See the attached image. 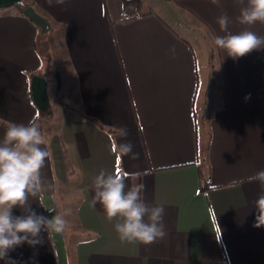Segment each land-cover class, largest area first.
<instances>
[{
    "label": "crops",
    "instance_id": "1",
    "mask_svg": "<svg viewBox=\"0 0 264 264\" xmlns=\"http://www.w3.org/2000/svg\"><path fill=\"white\" fill-rule=\"evenodd\" d=\"M23 1L46 16L51 29L44 35L14 6L0 8V139L11 122L42 120V147L50 157L41 175L54 189L45 192L44 207L36 198L29 202L51 219L60 195L71 188L79 194L73 206L78 230L68 237L65 230L42 231V243L19 245L7 259L264 264V227L253 226L261 189L239 183L264 170V48L233 59L214 43L225 34L217 24L222 13L230 17L232 33L248 27L236 20L237 0H143L142 9L124 0ZM53 30L66 57L65 98L55 88L61 68L47 63L51 47L44 40ZM250 30L264 36V24ZM34 74L49 80L48 112L33 101ZM61 99L65 106L55 110ZM120 127H127L126 138L118 135ZM128 141L137 159L113 152L114 144ZM117 158L120 170L141 173L130 185H145V201L164 207L163 240L122 242L116 221L93 204V178L101 170L116 171ZM202 173L209 182L205 190ZM12 211L24 214L18 207Z\"/></svg>",
    "mask_w": 264,
    "mask_h": 264
},
{
    "label": "clouds",
    "instance_id": "2",
    "mask_svg": "<svg viewBox=\"0 0 264 264\" xmlns=\"http://www.w3.org/2000/svg\"><path fill=\"white\" fill-rule=\"evenodd\" d=\"M217 0H213L216 3ZM48 3L61 5L65 0H48ZM241 5L240 25L248 26L238 33L229 31L231 19L227 13L217 17V24L224 35L214 38L217 48L229 57L237 59L246 54L264 48V36L251 31V26L264 24V0H237ZM173 56L175 48L171 49ZM249 96L245 99H249ZM117 133L121 138L129 134L127 127H120ZM44 145V138L39 125L30 120L27 124L11 122L7 126L3 138L0 139V259L6 264H15L7 259L9 251L24 243L35 246L42 243L41 232L48 234L62 233L65 230L66 216L71 209L56 213L51 219L37 214L32 209L30 198L38 199L43 205L44 194L54 189V185L45 181L41 175L50 153ZM133 144L128 141L114 144L113 152L118 157L128 156L137 159L138 153L133 151ZM141 173H129L120 170L111 173L101 170L93 178V204L102 206L106 218L115 220L114 229L122 242L149 245L163 240L167 236L163 223L164 207L150 206L142 196L145 190L143 183H134L128 187L126 181L136 180ZM257 183L260 194L253 202L256 211L254 227H264V170L248 176L239 183ZM23 210V215H13L14 208ZM49 210V209H48ZM49 211H55L49 210Z\"/></svg>",
    "mask_w": 264,
    "mask_h": 264
},
{
    "label": "rangeland",
    "instance_id": "3",
    "mask_svg": "<svg viewBox=\"0 0 264 264\" xmlns=\"http://www.w3.org/2000/svg\"><path fill=\"white\" fill-rule=\"evenodd\" d=\"M150 1H152V0H146V3L150 4ZM60 29H61V31H64V24L63 23H61ZM56 34H57V31L55 32V30H53L51 35L47 37L48 39L44 40L45 43L49 44L50 47H51L49 49L50 52H51V53L49 52V57H52V59H50V61H47V63H49L50 65L55 66V67H57L59 69L61 68V71H63V73L60 70L58 71V73L60 72L59 74L62 75V77H61V85L58 86V84H56L55 88L58 89L57 92H58L59 96L61 95L63 98H65L66 91H67L65 86H67V85L63 82V78H65L64 77L65 76L64 75V70L66 71V69H67L66 63H65L66 57L63 56V53L60 50V48H61L59 46L61 44L60 39H58L59 43H57V42H56V44L54 43V39L57 38V37H55V36H57ZM60 34H61V32H60ZM38 42L41 44L43 41L41 39H38ZM51 77L53 78V76H51ZM51 88H53V87H51ZM52 92H53V90H52ZM65 102H66V100H63V99H61L60 102H57L56 106H54L55 110H57V109L59 110V109H61V106H65ZM59 104H61V105H59ZM56 120L58 121V119H56ZM66 189H67V191L60 195L61 196V200H60L59 204H60L61 207L59 208V212L58 213L63 212L65 209H71V214L65 217L66 220H67V224H66V227H65V232H66L67 237H68L69 236V233H68L69 231L73 232V231H77L78 230V226L76 225L77 224V219H76V216H75V213H74L75 209H74L73 206L76 205V203L78 201L77 198H79V194L77 192H74L69 187H67Z\"/></svg>",
    "mask_w": 264,
    "mask_h": 264
},
{
    "label": "water",
    "instance_id": "4",
    "mask_svg": "<svg viewBox=\"0 0 264 264\" xmlns=\"http://www.w3.org/2000/svg\"><path fill=\"white\" fill-rule=\"evenodd\" d=\"M23 0H0V8L11 7L17 4H23ZM23 13L26 14L36 25L41 29L42 34H46L50 31L51 25L50 21L38 13V11L32 5H26L23 9ZM60 73V72H59ZM58 71L55 74L58 86L61 85V75ZM49 80L47 75L44 74H34L32 75L31 88L33 92V97L35 103L41 111L49 110L51 106L50 95H49Z\"/></svg>",
    "mask_w": 264,
    "mask_h": 264
},
{
    "label": "trees",
    "instance_id": "5",
    "mask_svg": "<svg viewBox=\"0 0 264 264\" xmlns=\"http://www.w3.org/2000/svg\"><path fill=\"white\" fill-rule=\"evenodd\" d=\"M173 1L178 2L179 0H173ZM131 2H134V3L138 6V9H142L141 7H142V5H143V0H124L125 5H129ZM26 5H30V3L24 1L23 4H17V5L14 6V8L18 9L21 13H23V12H24L23 9H24V7H25ZM23 14H24V13H23ZM49 115H50V114H47V116H49ZM36 123H37L41 128L44 127V126H43V122H42V120L37 119V120H36ZM201 179L203 180L202 189L205 190V189L208 187V185H209L208 183H209V182H208V179H207V177L205 176L204 173L201 174ZM126 183H127L128 187H131V185H130V184H131L130 179L127 180ZM0 264H5V260L0 259Z\"/></svg>",
    "mask_w": 264,
    "mask_h": 264
},
{
    "label": "snow or ice",
    "instance_id": "6",
    "mask_svg": "<svg viewBox=\"0 0 264 264\" xmlns=\"http://www.w3.org/2000/svg\"><path fill=\"white\" fill-rule=\"evenodd\" d=\"M116 171H117V172L120 171V168H119V158H117V168H116Z\"/></svg>",
    "mask_w": 264,
    "mask_h": 264
}]
</instances>
